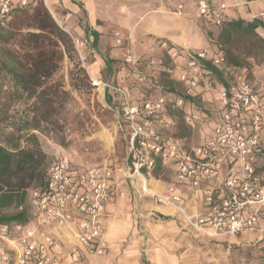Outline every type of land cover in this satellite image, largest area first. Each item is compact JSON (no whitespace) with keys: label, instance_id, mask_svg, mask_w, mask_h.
<instances>
[{"label":"built area","instance_id":"2783aa9c","mask_svg":"<svg viewBox=\"0 0 264 264\" xmlns=\"http://www.w3.org/2000/svg\"><path fill=\"white\" fill-rule=\"evenodd\" d=\"M25 5L26 0H0V19ZM226 8L225 3L214 6L206 0H196L195 14L208 17L213 25L220 27L226 21ZM173 11L181 15L183 5L177 4ZM72 40L78 44L77 39ZM158 46L170 61L167 73L175 76L180 93L162 91L148 98L136 88L139 84L128 81L122 86L93 79L94 85L116 95L131 156L125 176L138 178L143 192L157 203L175 209L189 227L205 236L263 231L264 91L247 78L229 80L228 86L218 87L217 110L210 118L204 109L195 105V100L202 95V82L210 74L207 62L225 72L231 70L224 56L210 55L205 49L178 47L166 41H160ZM137 61L127 51L119 74L128 76L135 72ZM137 79L143 83L144 77L137 75ZM169 110L180 111L186 126L208 120L207 128L211 129L204 132L198 144L188 145L183 138L169 136V132L177 128L175 117L167 114ZM157 163L173 173L167 194L157 193L147 186V179ZM47 172L46 184L42 188H30L27 193L28 206L35 213L33 225L0 224V234L11 246L14 264L52 263L46 250L53 245V238L44 230L51 224L74 222L79 244L93 246L96 254H103L107 245L101 216L110 198L109 185L114 171L106 164L79 166L61 156L47 167ZM178 184L190 187L199 197V213L190 214L185 209L183 197L175 191ZM10 258L8 253L0 255V261Z\"/></svg>","mask_w":264,"mask_h":264},{"label":"crops","instance_id":"0c3cea01","mask_svg":"<svg viewBox=\"0 0 264 264\" xmlns=\"http://www.w3.org/2000/svg\"><path fill=\"white\" fill-rule=\"evenodd\" d=\"M57 1L63 4L59 14L55 6ZM206 1L214 6L225 3V20L232 18L251 21L259 18L264 21V15H261L264 14V0ZM46 2L52 14L60 15L65 30L76 32L80 28L85 37L92 40L93 36L89 33L86 36L85 31L96 32L98 39L116 31L130 40L135 53L156 51L161 54L163 50L158 46L160 41L193 50L206 49L201 44L203 36H207L211 49L212 39L207 29L210 30L213 24L208 17L202 18L195 14L196 0ZM177 4L183 5L181 15L173 11ZM114 10L118 11L116 22L111 23V16H105L107 13H115ZM109 23L111 26H106ZM255 32L264 38L263 29L257 28ZM108 71L112 70L109 68ZM116 75L119 81L115 84H128V80L119 75L118 68ZM210 129L207 128V133ZM168 169L165 182L147 180V186L157 193L167 194V187L173 180L172 170ZM109 189L110 198L101 216L107 250L103 254H96L93 246L82 247L76 237L77 226L74 222L68 225L51 224L44 227L53 238V245L46 250L51 257V264H264V230L208 237L189 227L175 209L157 203L143 192L141 182L136 177L123 176L114 171ZM175 191L183 197L184 207L190 214L200 212L201 201L190 187L178 184ZM27 212L25 224L33 225L35 213L31 208ZM231 245L249 251L247 257L232 254ZM72 249H75L74 252ZM4 253H8L11 258L9 261H0V264H14L11 246L0 234V255Z\"/></svg>","mask_w":264,"mask_h":264},{"label":"rangeland","instance_id":"374dc122","mask_svg":"<svg viewBox=\"0 0 264 264\" xmlns=\"http://www.w3.org/2000/svg\"><path fill=\"white\" fill-rule=\"evenodd\" d=\"M55 6L59 14L63 4L57 1ZM114 12L107 13L105 16H111V23L116 22L118 11L114 10ZM63 13H65V9ZM46 15H49L59 27L65 30L59 19L60 15L52 14L47 8L46 0H26V5L23 8L16 9L5 20L0 19L3 21V27L12 32L11 37L6 35V39L0 42V53L2 49H5L13 50L19 55L24 54L27 51L28 35L39 32L37 28L46 23ZM230 20L232 18L227 21ZM106 26H111V24ZM65 31L71 39L72 51L65 52L61 44L53 47L56 51L60 49L61 53L58 67L48 80V84L58 85L60 91L66 92L60 116L62 129L56 135L38 134L42 149L47 155L46 168L57 158L66 156L76 165L106 164L113 171L125 176L129 165L128 135L117 108H113L106 101V89L100 85H94L93 79L117 83L119 81L116 75L117 68L119 70L124 54L130 51L133 57L137 56L139 60L135 72L133 71L128 76L121 74L125 80L139 84L136 85V88L148 92L152 97L162 91L168 92V87H172L179 93L182 90L175 76L167 73L170 61L165 53L159 54L156 51L148 54L135 53L136 51L131 48L130 40L116 31L98 39L96 45L92 44V38L85 37L80 28H77L76 32ZM219 31L220 27L211 25L210 30L207 29V34L216 42L219 41ZM72 38L78 40L77 45L73 43ZM117 39L120 40L119 43H117ZM201 42L205 46V50L211 52L207 36H203ZM219 43L224 51H228L243 64L248 80L257 88L264 89V38L257 32L249 34L237 30L232 33L229 40ZM103 57L112 59L110 65L112 71L107 70ZM150 61L154 62L150 63ZM81 69L85 74L84 77ZM137 75L144 77L143 83L138 82ZM217 82L213 74L212 76L211 74L207 75L201 85L202 95L197 99L198 106L204 109L210 118L217 110ZM114 97L116 99V96ZM167 114L174 116L177 120V128L169 132V136L183 138L188 145L198 144L209 126L208 120L206 123L197 122L192 127L186 126L182 122V113L177 110H169ZM166 169L160 167L156 172L153 171L147 180L165 182L168 179L166 174L169 170ZM29 208L27 203L28 211ZM230 251L232 254L246 257V254L249 253V251L233 245H231Z\"/></svg>","mask_w":264,"mask_h":264},{"label":"trees","instance_id":"16d2710c","mask_svg":"<svg viewBox=\"0 0 264 264\" xmlns=\"http://www.w3.org/2000/svg\"><path fill=\"white\" fill-rule=\"evenodd\" d=\"M1 20L0 42L6 39V35L12 36V32L3 27ZM257 28L264 30L262 19L226 20L220 26L219 41H211L210 55L222 54L231 70L225 72L209 62L206 66L211 76L213 74L216 77L218 87L228 86L229 80L237 77L248 79L243 64L228 51H224L219 42L229 40L234 31L255 34ZM37 30L39 32L28 35L27 51L24 54L19 55L13 50L5 49L0 53V224L3 225L25 224L27 221L28 190L42 188L48 179L47 155L42 149L38 134L56 135L62 129L60 116L66 92L60 91L58 85L48 84V80L58 67L61 53L60 49L56 51L53 47L61 44L64 51L70 53L72 42L69 34L49 15H46V23ZM88 33L93 36L92 44L96 45L98 34L85 31L86 36ZM103 61L109 70L112 59L105 57ZM81 70L83 74V69ZM258 89L264 91L263 88ZM106 91V101L118 111L114 97L116 95ZM174 91L176 90L168 87V92ZM140 92L148 98L152 97L142 89ZM195 101L198 106L199 101ZM128 164H131L130 154ZM159 168L157 163L154 171Z\"/></svg>","mask_w":264,"mask_h":264}]
</instances>
